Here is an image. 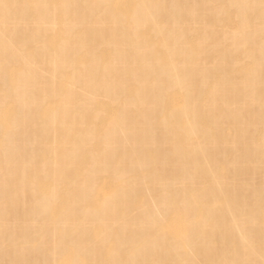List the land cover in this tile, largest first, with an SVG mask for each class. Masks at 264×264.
Returning a JSON list of instances; mask_svg holds the SVG:
<instances>
[{
  "label": "bare ground",
  "instance_id": "bare-ground-1",
  "mask_svg": "<svg viewBox=\"0 0 264 264\" xmlns=\"http://www.w3.org/2000/svg\"><path fill=\"white\" fill-rule=\"evenodd\" d=\"M0 264H264V0H0Z\"/></svg>",
  "mask_w": 264,
  "mask_h": 264
}]
</instances>
